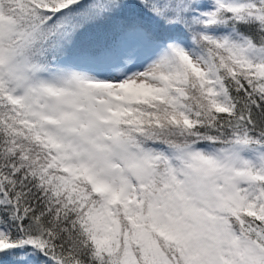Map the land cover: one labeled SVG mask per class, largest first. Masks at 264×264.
<instances>
[{
    "label": "snow or ice",
    "instance_id": "obj_1",
    "mask_svg": "<svg viewBox=\"0 0 264 264\" xmlns=\"http://www.w3.org/2000/svg\"><path fill=\"white\" fill-rule=\"evenodd\" d=\"M0 264H264V0H0Z\"/></svg>",
    "mask_w": 264,
    "mask_h": 264
}]
</instances>
